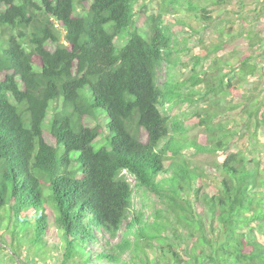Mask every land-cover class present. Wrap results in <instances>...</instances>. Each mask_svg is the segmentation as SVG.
<instances>
[{"label":"trees","instance_id":"16d2710c","mask_svg":"<svg viewBox=\"0 0 264 264\" xmlns=\"http://www.w3.org/2000/svg\"><path fill=\"white\" fill-rule=\"evenodd\" d=\"M136 3L0 0V255L25 264L24 249L43 258L51 247L63 249L61 264L77 254L85 264H264V24L244 33L254 54L217 59L222 43L197 56L195 66L214 57L208 68L160 85L161 66L177 64L179 36L165 10ZM201 18L212 20L204 7ZM194 89L207 142L162 113L194 101ZM188 149L220 154L221 163L201 169ZM210 173L215 188L204 180ZM137 188L173 212L169 226L183 228L190 247L167 242L159 214L151 224L141 212L131 217Z\"/></svg>","mask_w":264,"mask_h":264},{"label":"rangeland","instance_id":"374dc122","mask_svg":"<svg viewBox=\"0 0 264 264\" xmlns=\"http://www.w3.org/2000/svg\"><path fill=\"white\" fill-rule=\"evenodd\" d=\"M199 6L197 10H189L187 4L183 6L172 7L165 4V0H137L135 4L136 11L148 8L151 13L159 14L162 9L166 11L165 23L173 29V33L178 34L179 42L175 46L172 60L177 62L175 66H168L164 63L158 72V81L161 85L164 81L168 80L172 83L182 84L190 75L194 69L200 72L208 68L212 59L215 57L223 61L233 62L241 59L243 55L254 54L252 50L248 48L249 42L244 33L250 32L254 25L264 24V0H233L225 5H212L211 3H203L201 0H193ZM205 8L209 12L212 20L204 21L201 18L202 8ZM184 22L185 25L181 28L177 26L178 22ZM145 35H149V31L145 28L142 29ZM188 31V32H187ZM241 39L245 41L241 42ZM125 39L118 38L116 45L122 47ZM225 43L219 52L214 54V57L203 59L198 65L195 66V60L198 55L205 54L216 46ZM233 45L236 51H231L230 46ZM255 50V49H254ZM256 51V50H255ZM256 81V80H254ZM194 101L186 102L183 105L172 106L168 108V105L162 109L163 115L173 117L175 114L180 118L181 122L185 124L187 129V138L195 139L201 137V140L207 142L205 129L199 126V119L195 116L196 112L204 106V101L201 98L202 89H194ZM191 91L189 88H182L181 93L183 97H187L188 92ZM108 123L107 118L103 122L104 127ZM234 127H232L233 129ZM107 129L96 141V147H100L106 144ZM247 144L246 138L240 140L236 145L231 146L227 149V152L234 151ZM195 152V151H194ZM187 159L194 165L199 166L201 169H206L208 164L212 166L216 162L217 165L221 163L222 157L215 154H198L194 155L192 149L186 151ZM214 167V166H213ZM215 168V167H214ZM125 177L132 183L135 184V178L127 173ZM215 175L213 173L208 174L204 180L210 186L215 188L217 186ZM206 184V185H207ZM160 202L158 197L154 194L149 193L143 189H135L133 194L131 217L137 212H141L145 216V221L149 224L153 223L156 215L159 214L157 221L159 223H166L168 228L163 232V236H170L168 243H176L180 241L182 249L188 248L192 245V242L186 240L184 237L186 231L183 228L176 229L170 227L171 221L175 222L173 218V212L167 210V207ZM125 230V229H124ZM174 231L178 236H172L169 231ZM177 230V231H176ZM122 237V233L120 238ZM167 239V238H166ZM161 241V240H160ZM180 247V246H179ZM186 247V248H185ZM98 250L97 247H93L92 250ZM48 253L44 257H38L34 253L28 254L24 249L23 259L25 264H61L63 249H56L48 247ZM149 252L154 255L153 249H149ZM46 256V257H45ZM130 254L123 256L124 262L129 261ZM42 259V260H41ZM74 264H85L83 261L78 259V254L75 255ZM0 264H9V258L3 254L0 255ZM15 264V263H13Z\"/></svg>","mask_w":264,"mask_h":264}]
</instances>
